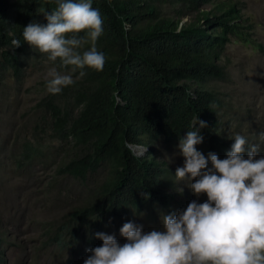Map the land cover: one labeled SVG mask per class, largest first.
<instances>
[{
    "label": "trees",
    "instance_id": "obj_1",
    "mask_svg": "<svg viewBox=\"0 0 264 264\" xmlns=\"http://www.w3.org/2000/svg\"><path fill=\"white\" fill-rule=\"evenodd\" d=\"M162 2L170 12L161 10ZM91 3L103 20L95 42L105 56L103 70L85 68L82 77L77 70L71 86L55 95L47 91L33 105L37 140L38 128L59 143L54 176L85 189L78 204L38 224L41 244L67 252L64 264H84L90 255L86 250L102 245L96 233H118L134 215L144 213L159 223L161 214L186 210L181 202L186 192L169 189L172 172L157 158L155 144L180 142L198 118L206 123L200 152L226 158L234 137L223 129L222 100L210 83L225 75L226 44L249 39L239 9L221 0ZM57 7V0H0V73L10 69L19 79L28 54L47 58L24 42L23 28L33 22L46 25L44 14ZM184 16L191 18L182 21ZM14 39L20 40L19 48L13 47ZM84 45L79 52L89 50L92 41ZM56 67L72 66L62 69L58 58ZM38 141L34 148L24 144L21 159L34 156L41 148ZM135 145L143 148L141 154L132 151ZM246 152L247 146L245 158ZM4 240L0 232V264H6Z\"/></svg>",
    "mask_w": 264,
    "mask_h": 264
},
{
    "label": "clouds",
    "instance_id": "obj_2",
    "mask_svg": "<svg viewBox=\"0 0 264 264\" xmlns=\"http://www.w3.org/2000/svg\"><path fill=\"white\" fill-rule=\"evenodd\" d=\"M57 3L55 11L44 14L46 25L33 22L23 28L24 42L49 61L59 58L62 69L80 70L81 77L85 68L102 71L105 56L95 47L103 32L99 10L91 0ZM87 39L91 48L79 52ZM12 45L19 48L21 42L14 39ZM49 76L47 91L53 95L74 83L72 75L56 68ZM205 127L197 118L180 140L185 162L175 177L186 181L197 198L206 194L207 201L194 200L179 213L161 214L163 231L145 233L142 226L125 223L120 229L123 245L114 235L96 233L102 245L86 250L90 255L84 264H264V157L257 159L259 146L249 145L240 134L232 138L225 159L211 152L205 157L196 147L203 142L200 130Z\"/></svg>",
    "mask_w": 264,
    "mask_h": 264
},
{
    "label": "rangeland",
    "instance_id": "obj_3",
    "mask_svg": "<svg viewBox=\"0 0 264 264\" xmlns=\"http://www.w3.org/2000/svg\"><path fill=\"white\" fill-rule=\"evenodd\" d=\"M234 3L247 28L248 40H231L226 44L221 64L225 75L210 83L222 100V123L227 135L240 134L248 138L249 145H258L256 158L264 157V0H221ZM206 9L208 5L204 6ZM162 11L170 9L166 2ZM191 16L182 17V21ZM259 46L261 48H259ZM83 45L80 49H83ZM16 79L10 69L0 73V232L6 264H64L67 252L44 246L40 238L39 222L52 221L80 202L85 189L67 177H55L54 170L61 157L57 141H49L45 132L33 130L36 110L33 105L47 93L49 72L56 68L61 74L72 75L71 69L61 70L56 61L35 58L28 54ZM41 144L29 159H21L24 144ZM157 158L166 161L172 174L169 189L184 191L181 202L188 206L192 201L204 203L206 194L197 198L186 181L175 177L176 169L184 166L179 142H156ZM197 150L200 151V148ZM142 147L134 150L141 154ZM247 153V152H246ZM32 155V151L30 152ZM247 157V155H246ZM99 176V175H98ZM127 222L142 226L145 233L163 231L161 221L153 223L144 213L132 216ZM123 245L120 232H111ZM74 264V263H72Z\"/></svg>",
    "mask_w": 264,
    "mask_h": 264
},
{
    "label": "water",
    "instance_id": "obj_4",
    "mask_svg": "<svg viewBox=\"0 0 264 264\" xmlns=\"http://www.w3.org/2000/svg\"><path fill=\"white\" fill-rule=\"evenodd\" d=\"M137 147H139V146H137V145L131 146L132 151L134 152L135 148H137Z\"/></svg>",
    "mask_w": 264,
    "mask_h": 264
}]
</instances>
